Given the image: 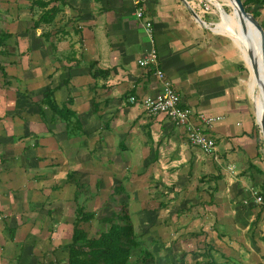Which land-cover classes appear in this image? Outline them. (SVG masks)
Masks as SVG:
<instances>
[{
  "label": "rangeland",
  "instance_id": "obj_1",
  "mask_svg": "<svg viewBox=\"0 0 264 264\" xmlns=\"http://www.w3.org/2000/svg\"><path fill=\"white\" fill-rule=\"evenodd\" d=\"M30 1L0 0V32L11 34L0 54V67L10 68L6 75L17 74L15 83H24L20 88L26 90L21 92L23 101L38 100L42 95L46 77L38 61L56 52L51 49L52 40H39L42 32H53L52 27L31 30L39 10L30 11ZM188 2L204 24L190 17V10L187 37L198 45L196 50L211 53L218 70L234 78L238 93L246 96L261 157L258 166L264 173L259 129L262 107L251 58L236 36L239 18L229 0ZM246 9L248 14L254 11ZM259 11L255 20L260 25L264 6ZM252 33L253 27L246 23L244 34L251 44L256 43ZM248 75L253 85L251 100L245 85ZM2 79L0 75V135L4 137L0 138V264L64 263L76 208L73 197L85 211L95 214L91 222L80 225L89 238L107 229L102 218L110 216L119 204H127L139 243L132 251V264H140L141 259L143 264H264V203L259 196L264 174L263 182L250 191H229L221 168L212 170L211 163L188 170L181 162L172 166L168 161L167 167L165 158L164 168L152 161L149 152L146 159L151 162L147 164L140 149L134 150L139 145L128 142L124 146V142L117 146L121 137L99 133L103 126L95 122V116L91 121L86 114L78 116L84 136H67L63 123L51 121L47 112L46 119L36 125L26 119L22 129L16 126L24 137L11 140L7 130L12 126L8 125L24 116L11 109L10 93ZM29 136L30 140H25ZM189 149L194 148L185 142L190 154ZM118 185L124 191L113 195ZM250 202L252 208H248Z\"/></svg>",
  "mask_w": 264,
  "mask_h": 264
},
{
  "label": "crops",
  "instance_id": "obj_2",
  "mask_svg": "<svg viewBox=\"0 0 264 264\" xmlns=\"http://www.w3.org/2000/svg\"><path fill=\"white\" fill-rule=\"evenodd\" d=\"M66 3L51 28L53 32L49 40H52L56 52L38 61L46 77L42 81V95L47 88L58 87L54 93L57 104L70 98V108L77 117L86 114L94 121L92 117L95 116V122L103 126L99 133L105 131L121 137L119 147L124 142V146H128V142L139 145L134 150L140 149L147 164L151 162L146 159L149 152L152 161L159 162L164 168L166 164L167 167L169 164L176 166L181 162L188 170H193L194 166L211 163L212 170L221 168L222 178L229 182V191L237 188L240 191L249 188L250 191L263 182L251 168H260L258 161L261 157H257L260 153L247 98L238 93L234 78L218 70L211 53L200 51L201 48L196 50L198 45L187 37L186 15L190 10L183 2L142 0L145 15L153 24V43L135 19L130 0H73ZM63 33L67 34L62 36ZM152 48L159 55L161 69L181 94L184 104L194 113L219 119L210 127L216 140L218 161H212L192 146L195 150L189 149V154L185 150V142H188L182 129L174 127L163 115L148 117L139 104L129 103L130 97L139 100L160 92L154 73L137 65V61ZM5 68L7 73L10 68ZM16 75L8 73L1 80L10 93L11 109H18L24 116L23 119H14L13 124L3 123L12 126V130H7L11 140L14 136L24 137L15 127L20 125L22 129L26 119L35 125L40 122L34 103L23 101L21 92L25 89L20 88L25 86L24 83H15ZM67 78L69 82L65 85L63 81ZM245 83L251 100L253 85L249 75ZM43 111L46 119L49 110L44 108ZM30 136L25 140L29 141ZM0 138L4 137L0 135ZM165 153H168L166 157ZM253 206L250 202L248 208Z\"/></svg>",
  "mask_w": 264,
  "mask_h": 264
},
{
  "label": "trees",
  "instance_id": "obj_3",
  "mask_svg": "<svg viewBox=\"0 0 264 264\" xmlns=\"http://www.w3.org/2000/svg\"><path fill=\"white\" fill-rule=\"evenodd\" d=\"M68 1L73 0H31L29 5L30 11H34V9L39 10L37 19L32 23L31 30H38L41 26L51 28L61 13V9L67 6L66 2ZM242 3L246 12H248L246 9L248 7L254 9L250 14L254 19L260 16L259 8L264 6V0H244ZM260 26L264 31V21L260 23ZM66 34L63 33L62 36ZM41 36L44 40L48 39L49 41L51 32H45ZM10 38V33L0 32L1 55L3 54L2 50L7 47V41ZM57 40L60 41L61 39ZM51 49L53 51L56 50L53 44H51ZM0 74L2 78H6L2 67H0ZM167 79L170 80L169 78ZM68 82L69 78L63 81L65 85ZM57 89L58 87L47 88L39 100L32 101L38 110L40 121H44L45 119L43 109L46 108L51 113V121L52 118L56 117L58 121L63 123L67 136H84L83 123L70 108L72 100L68 98L67 101L60 105L55 101L54 93ZM92 106L94 112H96L94 104ZM257 157L260 158V155L257 154ZM251 168L260 176L264 174L260 168L258 169L254 166H251ZM123 191L124 189L118 185L115 187L113 195L122 193ZM261 192L259 196L264 203V184L261 185ZM209 198L211 201L213 200L212 197ZM73 200L76 208L72 220V234L70 243L67 245V258L61 264H132L130 262L132 251L139 246V243L126 206L127 204H119V207L111 212L110 216L102 218L101 221L108 224L107 229L96 238H89L86 232L80 228V225L91 222L95 218V214L85 211L81 205H78L76 197H73ZM13 233L12 230L10 234ZM145 255L150 258V254L146 253ZM143 262L144 260L141 259L140 264H143ZM212 264L214 263L212 262Z\"/></svg>",
  "mask_w": 264,
  "mask_h": 264
},
{
  "label": "built area",
  "instance_id": "obj_4",
  "mask_svg": "<svg viewBox=\"0 0 264 264\" xmlns=\"http://www.w3.org/2000/svg\"><path fill=\"white\" fill-rule=\"evenodd\" d=\"M130 1L135 9V19L140 23L147 39L153 43V24L145 15L142 0ZM198 8H201L200 5ZM204 8L206 11L208 10L207 6L202 5V9ZM202 12L204 13V11ZM137 65L154 73L159 82L160 92L154 97H144L139 100L130 97L129 103L132 105L139 104L148 117L165 116L174 127L183 130L185 139L192 147L201 151L212 161H218L217 145L215 138L210 133V127L213 122L219 119L194 113L184 104L181 94L161 69L158 54L153 48L137 61ZM257 200L259 201V199Z\"/></svg>",
  "mask_w": 264,
  "mask_h": 264
},
{
  "label": "water",
  "instance_id": "obj_5",
  "mask_svg": "<svg viewBox=\"0 0 264 264\" xmlns=\"http://www.w3.org/2000/svg\"><path fill=\"white\" fill-rule=\"evenodd\" d=\"M180 1L183 2L189 8V10H191L192 15L196 19L197 22L204 24L198 18L196 13L189 7L188 2H186L185 0H180ZM232 1L235 3L239 16L242 18V20H246L253 27L252 36L254 37L255 42H256V50L259 52V62H260L259 65L261 66V70L263 71V74H264V31L261 28V26L257 23V21L245 11L241 0H232ZM243 32H244V28H243ZM250 58L253 61V66H252L253 75L257 77L258 68H257V65H254L255 60L252 54L250 55ZM259 129H260V134H261L263 145H264V112L262 114V117L259 123Z\"/></svg>",
  "mask_w": 264,
  "mask_h": 264
},
{
  "label": "bare ground",
  "instance_id": "obj_6",
  "mask_svg": "<svg viewBox=\"0 0 264 264\" xmlns=\"http://www.w3.org/2000/svg\"><path fill=\"white\" fill-rule=\"evenodd\" d=\"M229 5H231L233 7V9L235 10V14L239 18L237 33H236L238 42L240 43V45L242 46V48L245 50V52L247 53V55L249 57L251 54L253 55V58L255 60L254 65H257V68H258V76L255 77L253 75V72H252V76H253L256 91H257L258 96H259V100H260L261 107H262V114H263V112H264V74H263V71L261 70V66L259 65V63H260L259 62V52L256 50V43L252 42V44H251V42H249L247 40V38L243 32V28L245 30V24L248 22L246 20H242V18L239 16L237 7L232 0H229ZM232 23H234V22L232 21ZM248 24L251 25L250 23H248ZM250 65H251V70H252L253 61L251 59H250Z\"/></svg>",
  "mask_w": 264,
  "mask_h": 264
}]
</instances>
